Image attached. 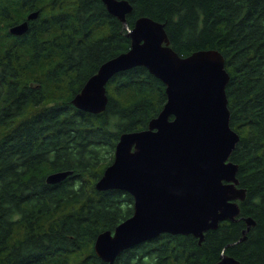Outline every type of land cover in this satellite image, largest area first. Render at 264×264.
Wrapping results in <instances>:
<instances>
[{
  "label": "trees",
  "instance_id": "16d2710c",
  "mask_svg": "<svg viewBox=\"0 0 264 264\" xmlns=\"http://www.w3.org/2000/svg\"><path fill=\"white\" fill-rule=\"evenodd\" d=\"M129 1L125 22L103 0H0V264H108L95 240L133 213L134 197L96 182L120 135L163 108L166 85L136 65L108 80L103 111L72 99L101 63L130 48L140 16L163 22L181 55L223 53L230 125L240 135L230 159L246 197L202 242L163 232L114 264H214L223 255L264 264V0ZM26 19L25 32L11 31ZM58 170L72 172L49 182Z\"/></svg>",
  "mask_w": 264,
  "mask_h": 264
},
{
  "label": "water",
  "instance_id": "95a60500",
  "mask_svg": "<svg viewBox=\"0 0 264 264\" xmlns=\"http://www.w3.org/2000/svg\"><path fill=\"white\" fill-rule=\"evenodd\" d=\"M103 1L126 22L133 8L129 0ZM36 16L30 12L28 19ZM27 29V19L11 27L17 34ZM128 34L130 48L101 63L72 99L81 109L103 111L108 80L136 65L147 67L166 85L163 108L147 127L120 135L113 161L96 182L98 189L120 188L134 197L133 213L95 240L96 253L108 264L122 250L163 232L192 233L202 242L208 229L240 213L239 201L246 197L238 163L230 159L240 135L230 125V74L223 53L203 48L181 55L164 23L149 16L138 17ZM71 172L54 171L47 180L61 181ZM247 220L250 225L251 218ZM214 264L239 261L223 255Z\"/></svg>",
  "mask_w": 264,
  "mask_h": 264
},
{
  "label": "flooded vegetation",
  "instance_id": "af4514ba",
  "mask_svg": "<svg viewBox=\"0 0 264 264\" xmlns=\"http://www.w3.org/2000/svg\"><path fill=\"white\" fill-rule=\"evenodd\" d=\"M20 22H22V21H20Z\"/></svg>",
  "mask_w": 264,
  "mask_h": 264
}]
</instances>
